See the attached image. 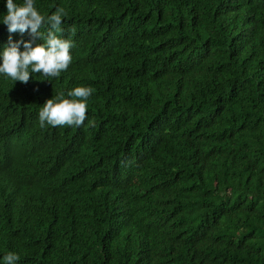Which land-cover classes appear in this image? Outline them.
<instances>
[{
  "label": "trees",
  "instance_id": "1",
  "mask_svg": "<svg viewBox=\"0 0 264 264\" xmlns=\"http://www.w3.org/2000/svg\"><path fill=\"white\" fill-rule=\"evenodd\" d=\"M6 2L0 63L60 8L72 59L0 74V264H264V0H34L36 39ZM76 87L83 124L41 127Z\"/></svg>",
  "mask_w": 264,
  "mask_h": 264
},
{
  "label": "clouds",
  "instance_id": "2",
  "mask_svg": "<svg viewBox=\"0 0 264 264\" xmlns=\"http://www.w3.org/2000/svg\"><path fill=\"white\" fill-rule=\"evenodd\" d=\"M7 14L3 24L7 26L9 33L19 32L24 34L30 30L33 39L39 38V29L45 22V17L40 15L34 6V0H24L23 5L18 6L13 0L6 2ZM66 15L60 8L47 18L51 29L45 44L20 41L6 47L2 53L0 74L10 77L14 81L27 84L30 80L29 68L33 73H40L48 77H58L61 71L68 68L71 63L70 40L59 38L55 31H60L62 17ZM24 51H20V44ZM93 93L90 87H76L68 96L76 99H66L63 94L48 99L39 112L40 126L45 123L55 126H81L86 119L87 99ZM6 264H14L19 257L14 253L5 256Z\"/></svg>",
  "mask_w": 264,
  "mask_h": 264
}]
</instances>
